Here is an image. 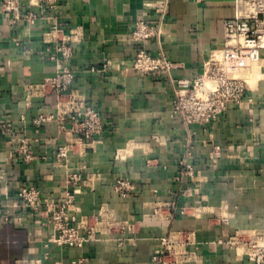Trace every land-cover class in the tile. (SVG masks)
<instances>
[{"label":"crops","instance_id":"obj_1","mask_svg":"<svg viewBox=\"0 0 264 264\" xmlns=\"http://www.w3.org/2000/svg\"><path fill=\"white\" fill-rule=\"evenodd\" d=\"M147 1L154 0H57L51 10L39 0H21L22 14L38 18L34 25L13 27L0 8V123L14 125L12 134L0 128V203L12 204L23 187H36L45 198L57 200L67 174L79 172L83 180L100 174L93 188L86 183L77 187L80 213L94 215L108 206L133 226L82 248H63L48 242L52 227L45 214L19 209L20 223L0 217V264L23 259L155 264L167 230L193 234L196 255L190 264H249L232 240L264 232V78L248 87L245 101L250 103L231 105L206 127L184 126L172 113L177 81L199 78L211 52L224 46L225 21L236 15L234 0H170L160 37L142 46L131 34L138 21L157 20L145 13ZM55 24L63 35H81L69 64L72 88L104 123L105 142L83 157L73 156L70 169L55 161L56 148L68 136L54 122L39 128L31 124L40 114H55V95L28 103L24 92L25 85L55 74L43 42ZM143 47L175 63L171 77L132 68ZM260 69L264 73V52ZM16 134L30 140L35 162L11 158ZM214 146L222 149L218 160L213 159ZM185 166L192 167V174ZM118 178L133 183L128 198L115 193ZM187 190H194L190 198L184 195Z\"/></svg>","mask_w":264,"mask_h":264},{"label":"built area","instance_id":"obj_2","mask_svg":"<svg viewBox=\"0 0 264 264\" xmlns=\"http://www.w3.org/2000/svg\"><path fill=\"white\" fill-rule=\"evenodd\" d=\"M40 4L55 10L57 0H39ZM236 15L225 21V41L220 49L213 50L204 61L203 73L196 80H179L173 101V116L180 119L184 126L198 125L206 127L213 123L219 115L231 105H245L248 84L241 77L242 71L263 60L264 52V0H234ZM170 7V0L147 1L144 4L146 14H154L157 20H140L131 34V40L144 46L163 32L165 18ZM3 14L9 16L8 26L19 22L34 25L38 16L32 13L22 14L21 0H0ZM145 14V15H146ZM78 33L63 35V29L55 24L44 35L45 52L49 60L56 64L53 76L43 82L24 86L25 99L28 103L38 97L55 95L56 112L54 115L40 114L31 120L34 127L54 122L61 133L68 138L55 151V161L70 169L73 156H85L96 145L105 142L104 123L100 114L91 107L85 96L72 88L74 72L70 61L74 56V44L81 41ZM44 53V52H43ZM132 68L141 74H161L171 77L176 68L175 63L162 52L152 56L144 47L138 52ZM23 123L26 118L21 119ZM5 132L14 133V125L10 122L0 123ZM222 155L219 146L213 147V159ZM11 158L16 162L31 164L38 158L33 153L28 138L16 134V147ZM188 174L192 167L185 166ZM67 186L61 198L53 200L45 198L36 187H23L18 198L12 204L0 203V217L6 223H20L17 210L43 213L52 227V235L48 242L63 248H82L85 244L97 241L99 236L115 232H125L133 226L119 220L108 206H102L98 214L84 215L80 213L77 188L86 183L93 188L94 181L100 174L91 175L83 180L81 173L66 175ZM135 189L133 183L126 178H118L114 186L115 193L121 198H128ZM194 190H187L184 195L190 198ZM173 208L172 204L168 205ZM171 211L170 216L174 215ZM181 214H187L186 208ZM158 215V212H157ZM193 234L168 231L161 238L160 248L153 257L155 264H190L195 261L196 253L191 249ZM232 244L242 257H247L249 264H264V232H251L238 235ZM42 260L23 259L17 264H42ZM82 262H74L81 264Z\"/></svg>","mask_w":264,"mask_h":264},{"label":"bare ground","instance_id":"obj_3","mask_svg":"<svg viewBox=\"0 0 264 264\" xmlns=\"http://www.w3.org/2000/svg\"><path fill=\"white\" fill-rule=\"evenodd\" d=\"M260 63H262V62H260ZM260 63H257V64H254L253 66H252V69L255 67V65H259ZM257 67V66H256ZM261 66H259V67H257L253 72V75H251V73L250 74H247V73H244L245 74V76H244V78L246 77V74H247V76H249V77H247V79H249V80H253L255 83H254V85H256V82H257V80H260L261 78H263L264 77V73L261 71ZM245 71V70H244ZM243 72V71H242ZM250 72H252V71H250ZM243 74V73H242ZM242 74H241V77H242ZM251 77V78H250ZM246 79V78H245ZM250 82V81H249ZM252 82V81H251ZM250 82V83H251ZM259 82V81H258Z\"/></svg>","mask_w":264,"mask_h":264},{"label":"rangeland","instance_id":"obj_4","mask_svg":"<svg viewBox=\"0 0 264 264\" xmlns=\"http://www.w3.org/2000/svg\"><path fill=\"white\" fill-rule=\"evenodd\" d=\"M256 66H257V67L262 66V63H260L259 65H255V67H254L253 69H252V66H251V67H249L248 69H246L245 71H243V72H242V73H243V74H242V77L244 78V76H245L244 73H247V72H248L247 74H250V73H251V75H253V73H254L253 71L257 68ZM250 71H252V72H250ZM247 74H246V77H245L246 79L244 78V80L247 82L248 87H249V88H252L253 86H255V85H254L255 82H254L253 80H249V79H247V77H249V76H247ZM250 78H251V77H250ZM263 78H264V77H263ZM249 81H250V82L252 81V82L250 83ZM257 81H258V80H257Z\"/></svg>","mask_w":264,"mask_h":264}]
</instances>
